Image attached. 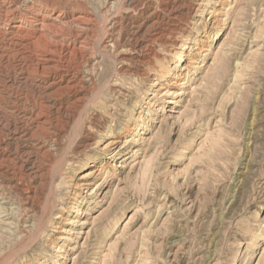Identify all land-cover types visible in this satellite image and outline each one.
<instances>
[{"label":"rangeland","instance_id":"374dc122","mask_svg":"<svg viewBox=\"0 0 264 264\" xmlns=\"http://www.w3.org/2000/svg\"><path fill=\"white\" fill-rule=\"evenodd\" d=\"M235 260L264 264V0H0V264Z\"/></svg>","mask_w":264,"mask_h":264},{"label":"bare ground","instance_id":"6f19581e","mask_svg":"<svg viewBox=\"0 0 264 264\" xmlns=\"http://www.w3.org/2000/svg\"><path fill=\"white\" fill-rule=\"evenodd\" d=\"M29 10V9H28ZM37 12V11H36ZM46 15V14H45ZM48 16V15H47ZM85 18V17H84ZM88 19V18H87ZM178 19V18H177ZM30 21H34V20H30ZM79 22V21H78ZM81 22V21H80ZM66 24H68V23H66ZM88 24V23H87ZM41 25H45V24H41ZM21 29V27L20 26H18L17 27V30H20ZM43 29V28H42ZM40 31V30H39ZM14 33L16 32V30H14L13 31ZM12 32V33H13ZM75 32V31H74ZM54 33V32H53ZM50 43V42H49ZM52 43V42H51ZM19 44V43H18ZM24 48V47H23ZM183 58V54L182 53H179L178 54V59H177V61L175 62V65L178 67V64H179V61L181 60ZM44 59V58H43ZM47 60V59H46ZM95 65V64H94ZM177 72H179V71H176V73ZM68 86V85H67ZM59 87V86H58ZM58 89V88H57ZM28 116V115H27ZM26 118V117H25ZM26 120V119H25ZM28 120V119H27ZM30 120V119H29ZM31 122H32V120H31ZM22 132V131H21ZM14 140V139H13ZM62 240H67L66 238H61ZM238 263V261L237 260H235V262L233 263V264H237Z\"/></svg>","mask_w":264,"mask_h":264}]
</instances>
